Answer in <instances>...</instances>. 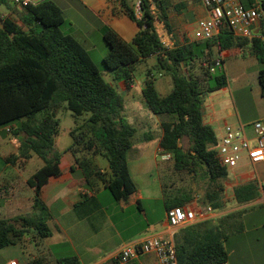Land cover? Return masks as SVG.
Masks as SVG:
<instances>
[{
  "label": "trees",
  "instance_id": "16d2710c",
  "mask_svg": "<svg viewBox=\"0 0 264 264\" xmlns=\"http://www.w3.org/2000/svg\"><path fill=\"white\" fill-rule=\"evenodd\" d=\"M242 2L246 8L256 5V0ZM123 7V14L136 23L138 32L131 41H126L116 31L107 30L104 66L114 82H124L128 89L134 84L137 67L151 58L172 77L173 89L166 96L159 93L152 71L146 74L142 90L154 115L176 118L162 126L159 155L173 156L170 160L173 172H186L206 180L207 201L218 210L228 171L218 159L215 132L204 122V103L208 95L228 84L219 53L250 46L259 63L264 64V25L261 36L241 38L223 21L213 39L167 48L157 31V19L145 2L141 19L136 17L128 0H124ZM158 7V19L170 32L168 15L172 8H178L173 0H158ZM0 8L6 11L0 14V128L9 127L19 145L18 154L7 160L28 161L35 154L44 161V166L27 181L34 190L33 212L13 219L0 218V250L15 246L32 233L43 239L52 236L51 213L42 199V189L50 177L61 175L62 153L56 147V140L60 128L57 110L62 107L75 119L70 130L73 139L70 151L82 172V179L72 181L69 186L78 185L96 193L102 185L122 208L134 206L143 213L140 192L128 164V152L137 131L124 119V97L106 80L87 49L63 32L65 18L56 3L45 0L13 6L9 0H0ZM259 82L264 96V69L259 73ZM186 138L190 142L187 151L181 146ZM97 156L107 160L109 171L98 166L94 161ZM258 196L259 186L254 182L235 189L239 204L250 203ZM189 200L186 195L167 196L165 208L167 211L185 208ZM221 238L226 239L220 234L193 245L190 250L182 247L180 252L177 248L179 262H227L228 253ZM60 264L79 262L70 258Z\"/></svg>",
  "mask_w": 264,
  "mask_h": 264
},
{
  "label": "crops",
  "instance_id": "0c3cea01",
  "mask_svg": "<svg viewBox=\"0 0 264 264\" xmlns=\"http://www.w3.org/2000/svg\"><path fill=\"white\" fill-rule=\"evenodd\" d=\"M43 1L45 0H39L37 4ZM80 1L85 2V9L93 7L109 24L113 25L114 21L127 19L137 27L136 23L123 14L122 4L111 0ZM132 1L128 0L130 6L133 5ZM173 4L178 10L172 8L169 12L171 34L166 36L165 40L171 39L173 45L193 42V32L200 20L208 18V10L200 0H173ZM185 11L193 16V25L189 24ZM157 24L160 23L155 22L156 28ZM257 28H254L253 32L255 36H261L262 30L258 28L260 32H256ZM114 31L122 37L117 28ZM70 35L87 49L81 37ZM87 51L90 52L88 49ZM218 55L223 60L228 84L206 97L204 122L212 127L217 141L224 134V128L227 125L236 128L245 126L246 135L252 137L250 125L256 121L264 122V96L259 82V73L264 69V64L259 63L252 54L250 46L234 47ZM152 59L154 58L137 67L134 84L130 89L126 88L124 82H114L110 74H107L110 80L106 78L121 95L125 96L124 117L128 121H136L134 122L136 125L140 124L137 95L140 92L142 94L146 78L145 76L143 80L138 79V68ZM149 71L147 70L146 74ZM162 86L173 89V80L172 84L168 82L163 83ZM139 98L141 100V97ZM130 116L134 117L130 118ZM155 117L157 118H154L155 121L148 132L143 131L139 134L132 125L137 132L133 146L128 152L129 169L140 192L143 213L134 206L122 208L102 185L96 193H91L78 185L69 186L72 181L82 179V172L70 151L72 145L65 150L58 149L62 153L61 175L50 177L42 189V199L51 213L49 226L52 229V236L46 239L34 233L24 236L15 246L0 250V264H7L10 261H17L18 264H60L62 260L70 258H76L79 264H121L116 260V256L124 246L140 243L150 236L171 238L176 249L182 252V247L190 250L193 245L204 243L220 234L225 237L214 223L221 217L234 215L236 217L241 210L255 205L264 208V165H239L233 170H227L228 177L223 183L225 195L231 193L230 203L225 204L226 199L221 195L220 209L213 208V212L205 213L204 216L200 215L194 223L173 229L168 222L165 208L166 197L172 192L161 176L162 164L158 155L163 136L162 126L166 122L175 121L176 118L164 115H155ZM170 117L173 120H169ZM8 129L9 127L0 128V218L13 219L33 212L34 190L28 186L27 181L44 166V161L35 154L28 161L22 159L15 162L8 161V157L17 155L19 152V145L15 139H10ZM138 135L139 138H137ZM94 161L103 171H109L106 159L97 156ZM244 168L250 169L244 170ZM250 182L259 186V196L250 203L239 204L235 199V189ZM184 195L190 197L188 194ZM145 201L155 204L161 202L165 210L164 218L156 222L153 219L155 209H152L150 216L145 208ZM209 204L207 201L206 205H202L198 202V198L192 200L190 197L185 208L193 209L200 214ZM257 213L259 211L252 212L250 215ZM247 217L245 216L244 223ZM239 231L241 234L260 233L264 237V210L263 217L252 225L249 232L245 227H241ZM248 246L251 254V250L257 246L256 249L263 251L262 255L258 256L257 260L253 259L250 264H264V242L257 244L251 242ZM237 254L239 253L234 248L231 253L229 252L230 264H237L236 261H232ZM243 255L240 259L247 264L249 255L247 252ZM240 259L237 261H241ZM129 264H157V259L154 255H143Z\"/></svg>",
  "mask_w": 264,
  "mask_h": 264
},
{
  "label": "rangeland",
  "instance_id": "374dc122",
  "mask_svg": "<svg viewBox=\"0 0 264 264\" xmlns=\"http://www.w3.org/2000/svg\"><path fill=\"white\" fill-rule=\"evenodd\" d=\"M56 3L63 11V15L65 18V24L63 26V32L65 34H73L76 36L81 37L83 39L87 49L90 51V55L93 61L98 65L99 69L104 72L105 78L110 80V77L107 76L108 72L104 66L103 61L105 60L106 54L108 52V46L105 43L104 35L107 30H114L117 28L121 34L122 38L126 41H131L133 37L136 35L138 29L137 27L128 21H114L113 25L109 24L107 20L99 15L93 7L85 9V2L80 0H51ZM132 1V0H131ZM134 3V1H132ZM0 12L6 13L4 8H0ZM183 12V10H182ZM185 14L189 20V24L193 25L194 18L190 15L187 11ZM1 16V15H0ZM115 28H113V27ZM157 30L159 34L165 39L166 36H170L171 32L168 31L166 27L161 24H157ZM256 32H260L257 28ZM150 70L153 72L155 77V83L157 88L159 89L162 95H168L172 88H168L162 86L163 83H170L172 84V77L167 74L165 71L161 70L157 67V62L155 59H152L149 63L144 64L138 68V79L143 80L146 76V71ZM163 87V88H162ZM137 95V102L139 106V122L137 125L132 122L128 121L127 118L124 119L130 125H133L137 130L138 133L141 134L143 131L148 132L150 130L149 127L152 126L154 123L155 115L149 110L146 102L144 101L143 95L138 93ZM125 97L124 95H122ZM141 97V100L140 98ZM150 116V117H148ZM57 117L60 120V128H59V136L57 138V149L65 150L73 143V139L70 136V130L75 126V119L72 116L71 112L66 109V107H62L57 110ZM134 116H130L133 118ZM169 120H173V118H168ZM10 139L14 140L12 134L9 132ZM139 138V135L138 137ZM137 140V139H136ZM181 146L185 151H187L190 147V142L186 138L181 142ZM158 159L162 164L161 167V176L166 181L167 185L170 187L172 194L171 197L176 195H184L188 194L192 200L198 198V202L202 205H206L207 198L206 192L209 189L208 183L200 176H193L189 173H178L173 172V162L172 161H161V155H158ZM107 162V161H106ZM241 166H245V163H241ZM250 168H244V170H249ZM243 170V169H242ZM109 194H111L108 191ZM222 198H225V204L231 202V193H222ZM145 208L147 212L151 216L152 209H155L156 213L153 214V219L158 222L160 219L164 218V206L160 202L157 204L151 203L149 201L144 202ZM135 210V208H131ZM263 210L264 208L260 205H255L252 207H247L238 213L239 215L236 217L234 216H223L220 219L214 221L215 225H217V229L224 233L226 239L221 238L223 246L225 247L227 253H231L232 249H236L239 254L234 256V260L237 264H244L243 261L240 259L241 256H244L245 252L249 255L248 260L246 261L247 264H250L253 259L258 258V256L262 255V252L256 248L251 250L252 254L250 253L248 243H262L264 242V237L260 233H246L241 234L239 230L242 228H246L247 232L254 223L259 221L263 217ZM259 211V213L255 215H250L252 212ZM245 216H248L246 219V223H244ZM240 232V233H239ZM239 236V237H238ZM239 247V248H238ZM243 252V254H242ZM236 257V258H235ZM240 259L241 261H237ZM228 262V261H227ZM229 263V262H228ZM230 264V263H229Z\"/></svg>",
  "mask_w": 264,
  "mask_h": 264
},
{
  "label": "built area",
  "instance_id": "2783aa9c",
  "mask_svg": "<svg viewBox=\"0 0 264 264\" xmlns=\"http://www.w3.org/2000/svg\"><path fill=\"white\" fill-rule=\"evenodd\" d=\"M13 6H27L37 4L39 0H9ZM123 5L124 0H111ZM147 4L151 14L157 19L156 22L163 25L159 17L158 0H134L131 6L136 17L143 16V5ZM202 5L208 10L207 19L200 20L193 32V38L197 41L213 39L218 33L223 21L228 22L230 29L236 37L253 38V29H263L264 7L262 0H256V5L246 8L242 0H200ZM164 26V25H163ZM165 27V26H164ZM158 31V30H157ZM159 33V31H158ZM160 35V34H159ZM165 47H173L171 39L165 40L160 35ZM218 60L217 65H220ZM211 72H215L212 68ZM252 137L246 135V127H234L227 125L224 134L220 137L215 147L220 164L227 170L237 168L241 163L246 165H264V122L256 121L250 125ZM10 132V129H8ZM173 159L171 154H162L161 161ZM213 212V206L208 205L206 210L200 214L197 211L175 207L167 211V218L173 229L186 227L194 223L198 217L205 213ZM143 255H154L157 264H185L178 260L177 249L171 238L160 236H150L140 243H132L124 246L117 254L116 260L121 264H129ZM7 264H18L17 261H10ZM218 264H229L222 262Z\"/></svg>",
  "mask_w": 264,
  "mask_h": 264
},
{
  "label": "water",
  "instance_id": "95a60500",
  "mask_svg": "<svg viewBox=\"0 0 264 264\" xmlns=\"http://www.w3.org/2000/svg\"><path fill=\"white\" fill-rule=\"evenodd\" d=\"M185 74H186V72H185Z\"/></svg>",
  "mask_w": 264,
  "mask_h": 264
}]
</instances>
